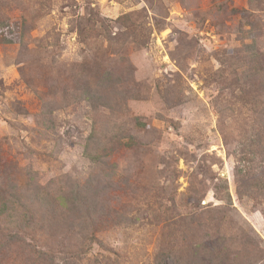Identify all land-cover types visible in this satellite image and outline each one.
Here are the masks:
<instances>
[{
	"label": "rangeland",
	"instance_id": "374dc122",
	"mask_svg": "<svg viewBox=\"0 0 264 264\" xmlns=\"http://www.w3.org/2000/svg\"><path fill=\"white\" fill-rule=\"evenodd\" d=\"M4 24L0 264H264V0H0Z\"/></svg>",
	"mask_w": 264,
	"mask_h": 264
},
{
	"label": "trees",
	"instance_id": "16d2710c",
	"mask_svg": "<svg viewBox=\"0 0 264 264\" xmlns=\"http://www.w3.org/2000/svg\"><path fill=\"white\" fill-rule=\"evenodd\" d=\"M0 36L2 38V42L8 44L17 43L20 37L17 28L8 24L0 25ZM71 187L72 189L69 190V193L72 200H74L76 207L82 211L85 218H89V216L92 215L94 206L96 205L95 200H93V195L87 189L82 190L78 182H75V184ZM43 195L46 209L52 208V200L54 197L46 191L43 192ZM13 205L14 203L12 206ZM9 206H11V201L9 199L7 200V198H2L0 195V218L5 217L7 219L5 220V223L16 225L19 222L16 221V216H14L17 214V209H13L12 207L10 208Z\"/></svg>",
	"mask_w": 264,
	"mask_h": 264
}]
</instances>
